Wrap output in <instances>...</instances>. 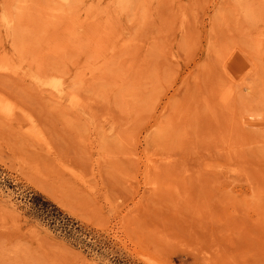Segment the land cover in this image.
Wrapping results in <instances>:
<instances>
[{
  "label": "rangeland",
  "instance_id": "374dc122",
  "mask_svg": "<svg viewBox=\"0 0 264 264\" xmlns=\"http://www.w3.org/2000/svg\"><path fill=\"white\" fill-rule=\"evenodd\" d=\"M0 8V264H264V0Z\"/></svg>",
  "mask_w": 264,
  "mask_h": 264
},
{
  "label": "bare ground",
  "instance_id": "6f19581e",
  "mask_svg": "<svg viewBox=\"0 0 264 264\" xmlns=\"http://www.w3.org/2000/svg\"><path fill=\"white\" fill-rule=\"evenodd\" d=\"M61 2H63V3H67L69 0H60ZM259 5V4H258ZM259 7V6H258ZM1 9V8H0ZM37 9H39V8H37ZM260 9V8H259ZM100 11V10H99ZM249 12H250V10H248ZM3 12V11H2ZM47 12V11H46ZM5 14V13H4ZM249 14V13H248ZM2 15V24H3V26L5 27V29L6 28H10V26H11V19L10 18H8L6 15H3V14H1ZM248 16V15H247ZM218 17V16H217ZM37 21V20H36ZM38 22V21H37ZM57 24L58 23H56V26H57ZM59 25V24H58ZM253 25V24H252ZM2 26V27H3ZM35 26V25H34ZM55 28V27H54ZM37 29V28H36ZM4 30V29H3ZM37 31V30H36ZM159 32V31H158ZM1 33V32H0ZM258 38V37H257ZM41 39V38H40ZM15 41V40H14ZM245 41V40H244ZM180 44V43H179ZM185 47V46H184ZM16 51V50H15ZM227 51V50H226ZM144 56V55H143ZM111 59V58H110ZM102 66V65H101ZM246 66V65H245ZM109 67V66H108ZM240 67V66H239ZM105 68V67H104ZM190 80V79H189ZM124 83V82H123ZM43 84H46L45 82H41L40 83V85H43ZM193 84V83H192ZM50 89L49 90H52V91H54L55 93H60L62 90H63V87H62V83H60V82H58V83H56V82H53V83H51L50 84ZM103 87V86H102ZM246 87H248V86H246ZM245 89V88H244ZM247 90H249L248 88H247ZM74 95V94H73ZM78 101H79V99H78ZM2 100H0V103L2 104ZM90 106V105H89ZM1 108V107H0ZM152 109V108H151ZM7 110H8V108H7ZM120 110V109H119ZM193 111V110H192ZM202 111V110H201ZM8 112V111H7ZM10 112V111H9ZM146 113V112H145ZM4 116H5V113H4ZM162 117V116H161ZM77 120V119H76ZM80 126V125H79ZM171 129V128H170ZM167 131V130H166ZM165 131V132H166ZM172 134V133H171ZM164 135V134H163ZM203 139V138H202ZM226 139V138H225ZM197 140V139H196ZM195 140V141H196ZM195 143V142H194ZM121 146V145H120ZM128 147V146H127ZM246 147V146H245ZM156 149V148H155ZM244 149V148H243ZM241 150H242V148H241ZM206 151V150H205ZM217 151V150H216ZM219 152V151H218ZM128 153V152H127ZM245 154V153H244ZM261 154V153H260ZM117 155H119V154H117ZM122 155H124V154H122ZM191 156V155H190ZM123 157V156H122ZM154 158V157H153ZM160 159H161V157H159ZM158 157H157V159H159ZM131 159V158H130ZM152 159V158H151ZM126 160V159H125ZM240 160V159H239ZM153 161V160H152ZM173 161V160H172ZM179 161V160H178ZM184 161H186V159H184ZM163 162H165V161H163ZM162 163V162H161ZM166 163H168V162H166ZM180 163V162H179ZM164 164V163H163ZM170 164V163H169ZM176 165V164H175ZM149 167H150V165H149ZM147 168H148V166H147ZM154 169V168H153ZM183 169H184V166H183ZM187 169H188V166H187ZM178 171V170H177ZM167 172V171H166ZM182 172V171H181ZM181 172H178V173H181ZM171 175V174H170ZM168 179V178H167ZM175 182V181H174ZM177 186V185H176ZM176 188V187H175ZM177 189V188H176ZM261 190V189H260ZM217 196V195H216ZM203 197V196H202ZM172 198V197H171ZM203 201H204V199H203ZM253 201H254V199H253ZM259 201V200H258ZM202 204H203V202H202ZM254 204V203H253ZM255 208L257 209V207L255 206ZM245 209V208H244ZM263 215V214H262ZM238 218V217H237ZM263 224V223H262Z\"/></svg>",
  "mask_w": 264,
  "mask_h": 264
}]
</instances>
